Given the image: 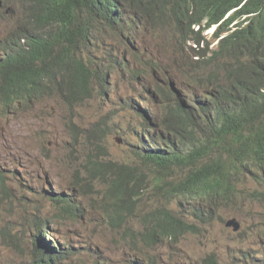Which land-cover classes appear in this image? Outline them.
I'll return each mask as SVG.
<instances>
[{"label": "trees", "instance_id": "obj_1", "mask_svg": "<svg viewBox=\"0 0 264 264\" xmlns=\"http://www.w3.org/2000/svg\"><path fill=\"white\" fill-rule=\"evenodd\" d=\"M150 1L28 0L27 21L0 41V98L7 107L49 94L79 104L94 90L104 93L108 73L122 63L108 61V53L103 61L85 54L96 47L94 23H105L122 35L145 24L153 31L168 28L172 59L168 52L162 57L171 66L150 64L151 52L148 56L152 81L144 92L157 107L131 98L122 103L136 118L130 129L136 137L132 159L110 158L101 135L108 131L99 121L74 138L85 139L87 176L105 181L121 215L138 218L136 239L142 247L133 245L139 254L134 258L160 264L152 251L199 233L200 226L211 221L209 211L226 200L234 173L264 174V0H219L215 7L221 16L245 3L219 32L231 30L234 21L236 29L214 49L201 31L181 21L180 0ZM142 167L155 168V174L148 175ZM148 192L161 202L137 213ZM50 196L60 211L81 215L72 197L62 192ZM175 201L177 209L171 208ZM183 203L190 204L191 211H183ZM48 223L38 219L32 225L36 234L31 264H62L74 254L67 242L61 246L43 237L50 235ZM199 264L222 263L209 253Z\"/></svg>", "mask_w": 264, "mask_h": 264}, {"label": "rangeland", "instance_id": "obj_2", "mask_svg": "<svg viewBox=\"0 0 264 264\" xmlns=\"http://www.w3.org/2000/svg\"><path fill=\"white\" fill-rule=\"evenodd\" d=\"M29 15L28 0H3L0 41ZM93 27L96 47L85 54L96 61L106 60L103 57L109 54L108 61L122 62L108 73L104 93L94 90L91 98L79 104H68L57 94H49L7 107L0 98V264L32 263L36 234L32 225L38 219L49 220L50 235H43L45 239L52 244L57 240L61 246L67 242V248L73 249L74 254L62 264H132L138 259L134 258L139 256L136 250L141 246L136 239L138 218L131 219L130 213L121 215L105 181L87 176L83 170L88 151L85 139L82 135L74 138L97 127L99 121L108 131L101 135L110 158L131 160L136 137L130 129L136 118L126 113L122 103L131 98L157 107L144 92L152 81L148 56L151 52L150 64L158 62L169 68L171 63L163 59L162 53L168 52L172 59L173 39L145 24L127 35L130 45L105 23L96 22ZM142 171L155 174L153 167H142ZM228 191L226 200H220L209 211L211 221L201 225L199 233L186 234L179 244L153 251L160 264H199L209 253H214L222 264H264V174L234 173ZM50 192L72 197L81 215L60 211ZM160 202L148 192L137 213ZM178 207L177 201L171 204V208ZM181 209L191 211L192 207L183 203ZM230 219L238 221V230L227 225Z\"/></svg>", "mask_w": 264, "mask_h": 264}, {"label": "clouds", "instance_id": "obj_3", "mask_svg": "<svg viewBox=\"0 0 264 264\" xmlns=\"http://www.w3.org/2000/svg\"><path fill=\"white\" fill-rule=\"evenodd\" d=\"M218 1L219 0H180L181 21L190 25L195 31H201L204 38L210 44L211 49L216 48L222 38L236 29L235 25L237 24V21H234L229 26L231 30L219 32L223 27L224 22L236 10L240 9L244 5V2H242L238 7L228 11L224 16H221L215 7ZM148 2L151 1L144 0V5ZM245 16H243L242 19H244ZM131 32L126 31L125 34L122 35L130 45H132V42L129 40L127 35ZM161 32L167 34L168 28L164 27ZM135 42L138 45L143 44V42ZM189 44L191 43L189 42ZM202 45L203 44H201V46ZM135 57L139 58L138 56Z\"/></svg>", "mask_w": 264, "mask_h": 264}, {"label": "bare ground", "instance_id": "obj_4", "mask_svg": "<svg viewBox=\"0 0 264 264\" xmlns=\"http://www.w3.org/2000/svg\"><path fill=\"white\" fill-rule=\"evenodd\" d=\"M243 2H244V1H243ZM244 3H245V2H244ZM13 5H14V4H13ZM5 6H6V5H5ZM7 8H8V7H7ZM254 26H255V25H254ZM19 43H20V42H19ZM144 106H145V105H144ZM149 109H150V108H149ZM147 112H148V111H147ZM181 154H182V153H181ZM179 156H180V155H179ZM196 159H197V158H196ZM215 160H216V159H215ZM84 168H85V167H84ZM78 170H79V169H78ZM79 171H80V170H79ZM194 171H195V170H194ZM103 172H104V171H103ZM71 173H72V172H71ZM209 173H210V172H209ZM210 174H212V172H211ZM215 174H216V173H215ZM81 176H82V175H81ZM202 177H203V176H202ZM204 177H205V176H204ZM215 177H216V176H215ZM83 178H84V177H83ZM228 179H229V178H228ZM236 179H237V178H236ZM236 179H235V180H236ZM238 179H239V178H238ZM189 180H190V179H189ZM191 181H192V180H191ZM225 181H226V180H225ZM227 181H228V180H227ZM89 182H90V181H89ZM216 182H217V181H216ZM228 183H229V182H228ZM212 184H213V183H212ZM74 185H75V184H74ZM229 185H230V184H229ZM210 186H211V185H210ZM215 186H216V185H215ZM92 187H93V186H92ZM194 187H195V186H194ZM208 187H209V186H208ZM213 187H214V186H213ZM228 187H229V186H228ZM199 191H200V190H199ZM202 192H203V191H202ZM207 192H208V191H207ZM197 194H198V193H197ZM210 194H211V193H210ZM210 194H209V195H210ZM226 194H227V193H226ZM194 196H195V195H194ZM198 196H199V195H198ZM211 196H212V194H211ZM218 196H219V195H218ZM209 197H210V196H209ZM197 200H198V199H197ZM204 201H205V200H204ZM69 203H70V202H69ZM74 203H75V202H74ZM77 209H78V208H77ZM203 214H204V213H203ZM42 235H43V234H42ZM154 250H155V249H154ZM154 250H153V251H154ZM153 251H152V252H153ZM146 252H147V251H146ZM146 252H145V253H146ZM135 261H137L138 264H142V262L139 261L138 259H136Z\"/></svg>", "mask_w": 264, "mask_h": 264}, {"label": "water", "instance_id": "obj_5", "mask_svg": "<svg viewBox=\"0 0 264 264\" xmlns=\"http://www.w3.org/2000/svg\"><path fill=\"white\" fill-rule=\"evenodd\" d=\"M226 223H227V225H233L234 226V230H238L239 229V223H238V221L236 219H230Z\"/></svg>", "mask_w": 264, "mask_h": 264}]
</instances>
